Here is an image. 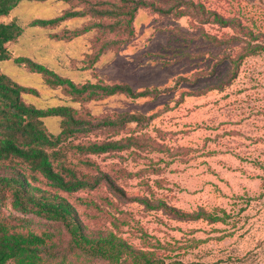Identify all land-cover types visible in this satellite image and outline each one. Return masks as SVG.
Masks as SVG:
<instances>
[{"label":"rangeland","instance_id":"374dc122","mask_svg":"<svg viewBox=\"0 0 264 264\" xmlns=\"http://www.w3.org/2000/svg\"><path fill=\"white\" fill-rule=\"evenodd\" d=\"M144 1L165 11L142 6L128 21L136 0H20L0 17L22 27L6 44L14 57H29L75 84L158 88L135 98H75L12 58L0 60L1 72L36 91L22 94L25 103L76 110L82 130L64 140L63 150L79 176L98 179L72 193L40 176L34 184L64 196L86 232H113L139 252H154L160 264H264V0ZM66 10L81 15L29 25ZM213 12L230 22H214ZM44 124L55 134L60 129L58 117ZM106 141L118 147L89 153L71 146ZM163 204L201 215L178 218ZM0 213L55 233L52 263L138 264L132 255L111 262L70 248L63 226L15 210L4 187Z\"/></svg>","mask_w":264,"mask_h":264},{"label":"trees","instance_id":"16d2710c","mask_svg":"<svg viewBox=\"0 0 264 264\" xmlns=\"http://www.w3.org/2000/svg\"><path fill=\"white\" fill-rule=\"evenodd\" d=\"M20 0H0V17L6 16ZM43 1V0H37ZM136 4L129 10L128 21L134 11L142 6H151L161 12L162 8L153 3L146 4L144 0H136ZM169 10H166L168 12ZM180 14L181 11L176 12ZM81 15L79 11L66 10L62 14L48 19H34L29 25L50 27L74 16ZM213 20L221 25L230 21L213 12ZM74 30L70 37L81 32ZM22 32V27L15 20L0 21V60L11 59L23 65L30 72L39 73L45 83L51 87H61L71 96L83 99L109 96L124 93L129 97L148 96L158 92V88H145L134 90L123 83H91L75 84L69 78L61 77L44 64L36 62L25 56H12L6 44L14 41ZM260 46L255 44L247 48V54L256 51ZM33 93V88L22 86L11 80L0 71V169L3 167L7 174L0 175V187L10 190L12 207L22 213H32L41 219L57 222L64 227L68 234L70 248L80 249L82 252L100 257L109 261H118L123 255H132L140 264H160L162 258L154 252H139L132 248L123 238L113 232L104 234H91L86 232L82 222L76 217V208L64 197L56 192H50L35 185L39 176L57 191L72 193L85 187L94 186L98 179L79 176L71 162L68 161L64 140L82 130V120L76 117V110L67 105L38 108L22 100L23 93ZM58 117L60 129L58 133L49 131L44 119ZM139 116L132 115L131 119ZM104 122H114L108 120ZM77 151L89 153H103L118 147L117 142H91L88 144H75ZM110 186L116 189L112 182ZM147 204L146 199L136 198ZM164 208L178 218H197L201 214L182 212L174 207L163 204ZM205 218L216 219L210 214H202ZM0 213V264L9 261L14 264H55L49 258L55 256L53 249L55 233L42 228L33 230L26 221H15Z\"/></svg>","mask_w":264,"mask_h":264}]
</instances>
